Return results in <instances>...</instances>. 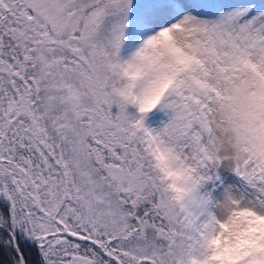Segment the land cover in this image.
I'll return each instance as SVG.
<instances>
[{"label":"snow or ice","instance_id":"snow-or-ice-1","mask_svg":"<svg viewBox=\"0 0 264 264\" xmlns=\"http://www.w3.org/2000/svg\"><path fill=\"white\" fill-rule=\"evenodd\" d=\"M0 264H264V0H0Z\"/></svg>","mask_w":264,"mask_h":264}]
</instances>
